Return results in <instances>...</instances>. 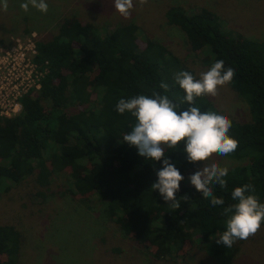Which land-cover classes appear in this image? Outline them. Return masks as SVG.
I'll list each match as a JSON object with an SVG mask.
<instances>
[{
    "label": "trees",
    "instance_id": "trees-1",
    "mask_svg": "<svg viewBox=\"0 0 264 264\" xmlns=\"http://www.w3.org/2000/svg\"><path fill=\"white\" fill-rule=\"evenodd\" d=\"M164 17L210 67L223 60L225 68L234 69L225 85L248 107V121L227 116L232 121L228 135L238 147L223 157L247 163L229 169L226 187L213 185L224 205L212 206L193 185L181 181L176 193L180 208L168 206L152 189L163 160L145 159L124 141L137 121L131 113L116 111L120 99L151 96L153 91L167 94L178 110H187L190 105L178 85L169 93L159 85H174L181 70L195 77L193 70L155 40L145 38L141 47L135 24L98 29L76 17L63 19L50 40L36 42L35 61L48 65L40 89L21 98L18 115L0 118V194L29 176L45 189L55 175L67 173L66 194L97 200L102 214L125 236L167 261L184 253L186 245L205 244L210 251L218 244L216 239L227 230L223 211L237 203L231 196L237 187L253 186L264 202V42L226 31L207 9L187 12L175 6ZM195 105L202 112L214 111L205 96L197 97ZM164 151L182 176L193 167L183 142L164 146ZM21 244L14 226L0 224V264H16Z\"/></svg>",
    "mask_w": 264,
    "mask_h": 264
},
{
    "label": "rangeland",
    "instance_id": "rangeland-1",
    "mask_svg": "<svg viewBox=\"0 0 264 264\" xmlns=\"http://www.w3.org/2000/svg\"><path fill=\"white\" fill-rule=\"evenodd\" d=\"M24 2L8 0L6 11L0 6V47L31 33L36 41L50 40L63 19L70 17L98 29L135 24L141 47L145 38L159 42L199 79L210 64L201 53L191 52L184 34L166 22L165 12L175 6L187 12L212 11L226 31L264 42V0H147L145 4L133 0L129 17L116 11L114 0H46L47 13L31 5L25 12L20 7ZM204 96L215 112L240 122L250 119L245 102L226 85L219 87L215 96ZM204 163L230 169L247 162L213 154ZM202 167V162L195 163L184 173L182 183L191 185L189 177ZM66 174L55 175L45 189L29 176L18 184L11 183L9 192L0 194V224L14 226L22 236L16 264H264V223L255 235L237 240L231 248L214 243L207 251L205 244L192 249L186 245L181 255L159 260L149 247L125 236L104 216L100 202L66 194Z\"/></svg>",
    "mask_w": 264,
    "mask_h": 264
},
{
    "label": "clouds",
    "instance_id": "clouds-1",
    "mask_svg": "<svg viewBox=\"0 0 264 264\" xmlns=\"http://www.w3.org/2000/svg\"><path fill=\"white\" fill-rule=\"evenodd\" d=\"M140 4L147 0H139ZM47 13L46 0H26L20 7L27 12L29 6ZM0 6L6 11L8 0H0ZM133 0H114V7L121 15L129 17L133 8ZM234 77L232 67L225 68L223 60H217L209 70L200 74L199 79L188 71H178L174 75V85L161 82L159 87L164 93L171 92L176 85L185 93L183 100L190 107L178 110L179 104L170 99L167 94L153 91L151 96L138 95L131 99H120L116 111L124 115L131 113L137 123L131 132L123 139L130 146L138 149L139 155L155 162L163 160V167L157 172L158 181L152 185L158 191L168 206L180 208V199L176 193L180 191L184 177L166 158L164 146L175 148L184 143L189 163H203V167L189 177L191 185L203 194L204 199H210L212 206L224 205L223 198L214 194L213 185L226 187L229 169L217 163L205 164L213 154L228 156L238 147V141L228 133L232 121L225 115L214 111L202 112L195 105V99L204 95L215 96L218 88L230 83ZM175 95V93H173ZM237 203L226 207L223 215L228 217L227 230L216 242L231 248L237 240H247L255 235L264 223V203L255 195L253 186L245 184L237 187L231 193ZM184 198L188 199L187 195Z\"/></svg>",
    "mask_w": 264,
    "mask_h": 264
},
{
    "label": "built area",
    "instance_id": "built-area-1",
    "mask_svg": "<svg viewBox=\"0 0 264 264\" xmlns=\"http://www.w3.org/2000/svg\"><path fill=\"white\" fill-rule=\"evenodd\" d=\"M36 42V35L31 33L0 47V118L18 115L21 98L40 89L48 65L35 61Z\"/></svg>",
    "mask_w": 264,
    "mask_h": 264
}]
</instances>
